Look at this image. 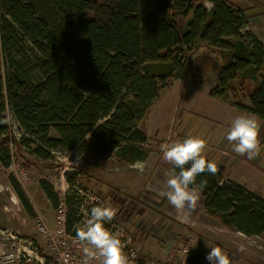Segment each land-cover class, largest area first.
Wrapping results in <instances>:
<instances>
[{"label": "trees", "instance_id": "obj_1", "mask_svg": "<svg viewBox=\"0 0 264 264\" xmlns=\"http://www.w3.org/2000/svg\"><path fill=\"white\" fill-rule=\"evenodd\" d=\"M205 1L211 9L199 0H0V134L8 130L10 109L23 130L21 144L41 159L92 149L129 164L144 161L148 137L139 125L172 71L186 67L184 49L207 42L228 50L219 74L227 89L241 74L264 69V42L244 30L243 9ZM177 17L187 19L183 31ZM217 92L211 95L224 93ZM248 98V105H236L264 120V76ZM203 179L208 213L247 236L264 235L263 196L223 182L218 167L215 175L201 173L196 184ZM67 202L71 206L70 197Z\"/></svg>", "mask_w": 264, "mask_h": 264}, {"label": "rangeland", "instance_id": "obj_2", "mask_svg": "<svg viewBox=\"0 0 264 264\" xmlns=\"http://www.w3.org/2000/svg\"><path fill=\"white\" fill-rule=\"evenodd\" d=\"M227 1L245 12L248 25L244 30L264 40V0ZM176 20L183 31L187 19ZM183 53L186 67L172 71L139 125L150 138L145 145L149 155L141 161L143 171L116 154H97L92 149L60 150L41 159L21 144L23 130L6 112L8 130L0 134V264H84L83 249L89 245L78 240L76 231L83 224L81 209L97 203L116 209L109 226L121 232L132 264H210L207 254L212 246L223 248L231 264H264V235L247 236L226 227L219 217L208 213L200 191L196 206L182 210L162 195L171 165L162 158L160 145L188 135L204 140L203 154L217 164L223 182H243L264 195V127L260 151L253 159L234 152L226 139L234 108L239 109V115L244 113L236 103L249 104L250 91L259 76H264V69L258 75L252 70L241 74L231 83L234 91L232 86L227 89L219 84L220 71L231 57L228 50L198 42ZM193 90L197 93L191 95L209 99L208 109L196 105V113L185 109L180 100ZM215 90L224 93L212 96ZM170 98L172 102L167 104ZM187 106L191 105L187 102ZM50 135L58 138L54 129ZM5 159H9L8 165ZM17 186L31 210L24 206ZM89 264H101V258L97 256Z\"/></svg>", "mask_w": 264, "mask_h": 264}, {"label": "clouds", "instance_id": "obj_3", "mask_svg": "<svg viewBox=\"0 0 264 264\" xmlns=\"http://www.w3.org/2000/svg\"><path fill=\"white\" fill-rule=\"evenodd\" d=\"M16 121L13 119V124ZM264 125L254 114H240L230 123L226 131V139L232 144V150L253 159L260 151V132ZM13 131H16L15 127ZM162 158L171 165L166 181L167 190L162 193L167 201L177 210L194 208L199 191L207 180L196 184L197 177L204 172L213 175L217 172V164L204 155V140L198 135H188L181 139L160 145ZM140 171L144 163L137 161L132 165ZM89 199L96 197L89 195ZM83 224L77 229L79 241L86 243L84 264H89L99 256L101 264H132L125 251V242L118 230H113L109 222L116 216V209L107 203H97L90 209L82 208ZM210 264H231L229 255L219 246H212L207 254Z\"/></svg>", "mask_w": 264, "mask_h": 264}, {"label": "crops", "instance_id": "obj_4", "mask_svg": "<svg viewBox=\"0 0 264 264\" xmlns=\"http://www.w3.org/2000/svg\"><path fill=\"white\" fill-rule=\"evenodd\" d=\"M261 38V37H260ZM262 39V38H261ZM263 40V39H262ZM263 42H264V40H263ZM198 91V90H197ZM197 92L195 91V90H193V92L191 93L190 91H189V94H185V96L183 95L182 96V98H181V102L183 103V104H185V105H183L184 107H185V109H187V108H189V109H187V110H189V112H192V113H196V112H194L193 111V109H196V107H195V105L199 108V109H204V110H206V109H208L209 108V104H208V102H210L209 101V99H207V98H199V97H197V96H193V95H191V94H196ZM161 95V94H160ZM187 95H189V96H187ZM191 95V96H190ZM172 98H173V96H172ZM215 98V97H214ZM193 100V101H192ZM172 102V100H171V98L167 101V104H169V103H171ZM187 102H188V104H190L191 106H187ZM164 104H165V102H164ZM154 106V105H153ZM153 106H151V108L153 107ZM187 107V108H186ZM234 108V107H233ZM225 109H226V107H225ZM234 109H236V111H234V113H233V117L235 118L237 115H239V113H238V110L239 109H237V108H234ZM161 111H162V108H161ZM161 111H160V113H161ZM184 111H186V110H184ZM247 111H244V113H242V114H247L246 113ZM157 113V117L159 116V112H156ZM249 113V112H248ZM225 114H228V111H225ZM250 114H252V113H250ZM264 121V120H263ZM150 140V138H148V141ZM147 141V142H148ZM147 159V158H146ZM145 159V160H146ZM144 160V161H145ZM136 163V162H135ZM171 169V168H170ZM165 171V170H164ZM164 171H162V172H164ZM162 172H160V173H162ZM242 184L244 185V186H246L247 188L248 187H250V186H248V185H246L245 183H243L242 182ZM255 191H257L259 194H261L263 197H264V195H263V193L258 189V188H253ZM203 195V194H202ZM204 200H205V197H204ZM239 233H241V232H239ZM243 234V233H242Z\"/></svg>", "mask_w": 264, "mask_h": 264}, {"label": "built area", "instance_id": "obj_5", "mask_svg": "<svg viewBox=\"0 0 264 264\" xmlns=\"http://www.w3.org/2000/svg\"><path fill=\"white\" fill-rule=\"evenodd\" d=\"M205 5H206V7H207L208 9H211V7H212V3H211V2H206ZM202 43H204V42H202ZM8 111H9L10 114H11V115H10L11 118L14 119V120L16 121V124H18V125L20 126V123H19V121L17 120V118L15 117V114L13 113V111H11L10 109H8Z\"/></svg>", "mask_w": 264, "mask_h": 264}]
</instances>
